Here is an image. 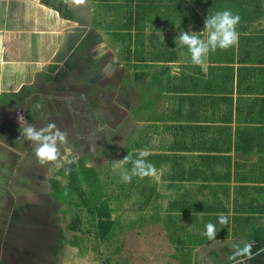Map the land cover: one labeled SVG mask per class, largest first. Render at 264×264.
Listing matches in <instances>:
<instances>
[{
    "label": "crops",
    "instance_id": "crops-1",
    "mask_svg": "<svg viewBox=\"0 0 264 264\" xmlns=\"http://www.w3.org/2000/svg\"><path fill=\"white\" fill-rule=\"evenodd\" d=\"M69 2L63 9L75 18ZM212 6L196 7L197 23L183 30L170 28L163 36L156 32L168 52L163 61H147L151 74H161L159 84L153 85L151 74L146 81L131 78L132 121L130 131L121 135L125 146L119 160L146 149L159 179L134 176L127 189L120 181L119 220L130 219L126 227L135 232L150 235L159 229L171 244L169 251L145 264H249L248 257L229 259L233 245L264 240V0H227ZM224 10L240 16L238 43L209 52L201 65L191 63L186 47L167 41L189 29L206 40L205 19ZM64 19L42 0H0V119L10 131L20 129L19 115L43 111L30 99L39 94L38 83L48 84V74L59 72L66 60L73 62L74 57H64V62L59 57ZM154 30L147 27L146 33ZM74 38L65 43L67 49L83 42L82 36L78 43ZM31 39L36 40L34 58H29ZM51 65L57 67L51 70ZM6 139L0 137V146H7ZM10 141L19 147L17 154H25L27 146L15 138ZM7 191L11 196L12 188ZM220 213L228 216L227 225L219 223ZM210 222L217 228L214 240L204 235Z\"/></svg>",
    "mask_w": 264,
    "mask_h": 264
},
{
    "label": "rangeland",
    "instance_id": "rangeland-1",
    "mask_svg": "<svg viewBox=\"0 0 264 264\" xmlns=\"http://www.w3.org/2000/svg\"><path fill=\"white\" fill-rule=\"evenodd\" d=\"M94 1L84 0L82 4L71 5L75 18L64 19L58 39L60 61L64 62V57H74L73 50L67 49L65 43L74 36H76L75 42L78 43L82 36L85 49L83 52L80 50V54H78L79 50L76 51V54L88 62L93 57L91 69L88 72L85 71L86 76L84 75L83 79L81 77L83 74L79 75V70L84 63L80 60L78 71L75 70L64 83L65 91H60L59 82L53 85L42 82L38 83L39 94L30 98L34 106L39 105V110H43L36 117L37 129L45 127L50 120L54 119L57 122L56 126L67 133L66 143L61 147V158L54 162L40 164L34 153L36 145L31 141L26 142L27 147L23 150L25 154H17L15 151L19 147L10 139L15 138L20 142L24 137L18 130L10 131L9 125L0 119V137L8 138L5 140V142L8 141V147L5 144L0 146V260L2 264H25V262L26 264H52V261L53 264H122L124 260L126 264H145L144 261L149 258L156 259L160 252L170 250V241L159 229L152 232L150 236L146 230L135 232L130 225L127 228L126 223H129L130 219L119 220V185L122 179L121 171L114 170L112 162L118 161L120 154L124 152L120 138L122 133L130 131L131 108L135 92L130 89L131 79L130 86L121 85L119 81V75L130 78L131 72L119 58L118 39L117 42L112 41L115 36L109 35L105 29V23L107 25L112 22L118 25L119 16L117 19L113 12L110 15L106 12V8L96 5ZM62 5L64 8L67 3L62 2ZM19 10L22 14L19 20L22 19L23 22V9ZM1 17L4 18L2 11ZM9 19L6 17L4 23L9 25ZM102 20H104L103 23ZM99 23L102 24L94 26ZM160 25L164 26L163 23ZM172 30L175 32V29ZM168 31L169 29H162V36L168 35ZM31 41V44H34L31 48L33 55L29 58H34L37 48H35L36 40L31 39ZM89 74L90 78H88ZM33 79L34 83L31 85L34 87L36 76H33ZM54 86L56 90L53 89ZM42 96L43 101H36ZM48 105L52 107H47ZM119 125L124 127L119 130ZM64 155H67V160L63 159ZM79 157L101 172L103 187L101 191L106 195L104 200L107 201V205L109 204L115 219L114 231L103 240L96 238L87 207L73 208L71 204L57 199L52 192L51 178L56 177L61 182V185L59 184L61 187L66 185V177L57 174L58 168L64 161L73 159L76 161ZM105 171L109 173L108 178L103 174ZM130 185L131 182L123 181L122 189H127ZM11 188L10 196L7 189ZM87 195L90 197L89 192ZM90 200L93 202L92 197ZM25 203H31L33 206L30 209H22L17 226L21 230H10L8 226L4 228L5 220L13 208ZM73 218L78 221V225L73 224ZM120 223L125 225L124 229L120 228L122 226ZM72 224L78 228H71ZM74 236L78 237L81 249L70 243ZM58 238L69 242H65L55 256L53 252L58 251ZM6 243L10 246L9 250H5Z\"/></svg>",
    "mask_w": 264,
    "mask_h": 264
},
{
    "label": "trees",
    "instance_id": "trees-1",
    "mask_svg": "<svg viewBox=\"0 0 264 264\" xmlns=\"http://www.w3.org/2000/svg\"><path fill=\"white\" fill-rule=\"evenodd\" d=\"M226 1L227 0H95V4L106 8L107 13L112 15L111 12H113L117 19L119 16L118 25L112 22L107 25L105 23V29L109 35L115 36L114 39L112 38V41L117 42L118 39L120 44L119 58L124 63V66L131 72L130 78H126L124 75L122 76V83L126 84L127 80L126 85L130 86L129 80L131 78L146 81L148 75L151 74L149 68L152 66L147 63L148 59L163 61L165 56L168 55V52L166 53L162 50L163 46H165L164 38L162 39L161 35L157 34L161 32L162 29L174 28L176 31L183 30L195 22L197 23L198 15L196 7L202 9L209 8L221 2L226 3ZM42 2L57 9L62 17L68 19L73 18L71 11L67 12L68 10L64 11V9H62V2H65V0H42ZM103 21L104 20H102V23ZM102 23L95 24L94 26L101 25ZM161 23H163V27H161ZM147 27H153L155 30L147 34ZM169 42L172 46L177 44V42L175 43L171 38H169ZM83 44L84 42H81L80 45L73 50L72 56H74L75 60L82 61V56L77 55L76 51L79 50L78 54H80V50L83 52V49H85V45L83 46ZM84 57L85 56H83V58ZM91 61H94L93 57ZM142 62H144V64H142ZM49 67L53 70L57 66L51 65ZM62 68L64 69L54 75L48 74L46 80L50 82L51 85L55 82H59L61 84L60 91H65L66 85L64 83L66 79L70 78V75H72L75 70L78 71V67H74L70 60H66ZM81 74H83V76ZM79 75H81L83 79L85 78L84 68L79 70ZM151 75L153 77V85L159 84L161 74L154 73ZM53 89L56 90L55 86ZM41 112L42 111H38V113H36L34 110H31L27 113L26 120L31 124L34 123L35 115ZM18 131H20V129ZM20 142L21 147L26 146L27 141L25 138L21 139ZM66 169H70L68 174H65ZM57 174H62L66 177V185L64 187L59 186L61 182L56 179V177L50 179L53 188L52 192L55 194V197L65 201L69 205L71 204L73 208L87 207L92 218L91 225L95 228L97 240L108 238L114 231L115 219L109 204L107 205V201L104 200L106 195L101 191L103 190L101 185V172L94 165H87L84 160L79 157L76 161H74V159L68 162L64 161L58 168ZM103 174L106 175V178L109 177V173L106 171L105 173L103 172ZM134 179L133 177L131 184ZM122 186L123 184L121 187ZM65 192H67V194H65ZM88 192L90 197L93 198V202L90 200V197H88ZM106 194L109 196V193L106 192ZM106 198L109 199L108 197ZM31 206H33L31 203H25V205H16L13 208V211L9 214L8 228L10 230H21L20 227H17L21 211L23 208L30 209ZM73 224L78 225V221L75 218H73ZM73 224L70 225L71 228H78ZM58 241V251L53 252L55 256L59 252V248H61L65 242H69L63 238L58 239ZM70 243L79 246L81 249L78 237L74 236L73 241H70ZM9 247L8 244L5 250H9ZM251 252V258L248 259L249 264H264V240L256 242V244L252 246ZM10 253V255L13 254L11 250ZM51 263L53 264V261ZM0 264H2L1 260Z\"/></svg>",
    "mask_w": 264,
    "mask_h": 264
},
{
    "label": "clouds",
    "instance_id": "clouds-1",
    "mask_svg": "<svg viewBox=\"0 0 264 264\" xmlns=\"http://www.w3.org/2000/svg\"><path fill=\"white\" fill-rule=\"evenodd\" d=\"M69 0H65L68 3ZM73 4L79 5L84 3V0H71ZM240 22V16L233 14L230 10L216 12L215 14L208 15L204 21L205 29L207 31V39H201L197 33L189 29L188 32L181 31L176 37L175 43L178 42L179 46L186 47L190 53L191 63L193 65H201L209 52H215L217 48L228 49L238 43L239 33L236 30ZM203 32V31H202ZM200 32V33H202ZM39 107V105H37ZM20 124L21 136L26 141L33 142L36 147L34 148L35 156L40 164L57 161L61 158V147L66 143L67 133L61 131L55 123H48L45 127L37 129L33 124L29 123L23 115L18 116ZM125 146V145H123ZM150 152L146 149L138 150V154L134 157L133 153L128 152V155L122 159L112 162L113 169H121V179L125 183H130L132 178L139 177H155L159 179L158 170L153 163L146 158ZM67 160V155L63 156ZM131 165L130 169H125V165ZM70 169L65 170L68 174ZM67 194V192H65ZM219 223L221 225L228 224V216L220 213ZM217 234L216 225L208 223L204 235L209 240H214ZM234 252L229 257L235 260L237 257H248L252 255V243L246 242L241 247L239 244L233 245Z\"/></svg>",
    "mask_w": 264,
    "mask_h": 264
},
{
    "label": "flooded vegetation",
    "instance_id": "flooded-vegetation-1",
    "mask_svg": "<svg viewBox=\"0 0 264 264\" xmlns=\"http://www.w3.org/2000/svg\"><path fill=\"white\" fill-rule=\"evenodd\" d=\"M83 59H85V58H83ZM81 62L84 63V66H83L82 68H84L85 71L88 72V71L91 69V67H92V66H91V64H92V63H91V62H92L91 59L89 60V62H88V61H85V60H82ZM81 62H80V63H81ZM78 64H79V61L73 59L72 65H73L74 67H78ZM89 65H90V66H89ZM62 66H63V64H62ZM63 69H64V68H62V67L60 68V70H63ZM100 69H101V68H100ZM100 69H99V70H100ZM85 76H86V75H85ZM90 76H91V75L89 74V75H88V78H90ZM119 81H120V83H121V85H122V84H123V83H122V75H121V76L119 75ZM8 224H9V223H8ZM58 239H59V238H58Z\"/></svg>",
    "mask_w": 264,
    "mask_h": 264
}]
</instances>
